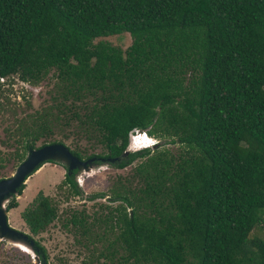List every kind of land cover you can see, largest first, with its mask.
<instances>
[{
    "label": "trees",
    "instance_id": "16d2710c",
    "mask_svg": "<svg viewBox=\"0 0 264 264\" xmlns=\"http://www.w3.org/2000/svg\"><path fill=\"white\" fill-rule=\"evenodd\" d=\"M122 34L124 51L95 43ZM50 73L60 101L23 128L26 153L61 145L113 169L137 162L98 211H73L63 228L114 234L99 255L109 264H264L251 237L264 227V0H0V81L35 86ZM60 124L73 147L51 140ZM134 132L164 141L123 156ZM74 173L62 184L83 198ZM57 215L41 198L22 219L38 235Z\"/></svg>",
    "mask_w": 264,
    "mask_h": 264
},
{
    "label": "rangeland",
    "instance_id": "374dc122",
    "mask_svg": "<svg viewBox=\"0 0 264 264\" xmlns=\"http://www.w3.org/2000/svg\"><path fill=\"white\" fill-rule=\"evenodd\" d=\"M98 41L107 42L123 51L131 45L128 34L102 38L95 43ZM0 82L2 85L0 89V181H2L13 177L20 165L29 157V152L26 153L22 148L27 139L23 135V128L31 123L33 117L43 114L46 110L50 109L56 114L55 105L60 101V94L52 73L35 86L21 82L16 76ZM53 98H57L58 101H54ZM53 130L55 134L52 135L51 140H60L64 135H68L69 139L65 140L66 146L71 148L76 144L77 139L72 134V129L60 124L53 127ZM152 140L155 144L150 147L151 150L164 141L147 136V141ZM45 141L41 138L35 147H40ZM78 143L81 148L88 146L82 139ZM164 147L173 152L178 150V146ZM133 150L138 151L135 148ZM99 151L100 149H96L94 152ZM16 152L24 155L21 161L16 158ZM102 165H93V172L83 178L81 186H78L84 194L83 198L69 195L68 187L62 184L65 180L66 168L56 161L45 163L27 175L22 183L24 184L22 195L16 197L13 195L17 201V207L7 211V225L12 230L23 233L40 243L46 251L47 264L110 263L109 259L99 255L101 252L105 253L107 242L114 240V234L99 240L96 235H100V228L93 230L90 237H83L80 232H72L71 227L65 229L62 226L73 211L79 212L84 209L90 216L98 211V205L106 203L110 188L117 184L118 177H126L132 173V168L137 165V162L123 170ZM99 194L107 195V197L93 201L85 198V196ZM41 198H49L56 203L59 220H55L44 232L33 235L22 219V215L33 208ZM251 237L264 240V227L256 228ZM35 256L36 254L29 255L7 241L0 240V264H40ZM117 259L116 257L112 264H117Z\"/></svg>",
    "mask_w": 264,
    "mask_h": 264
},
{
    "label": "water",
    "instance_id": "95a60500",
    "mask_svg": "<svg viewBox=\"0 0 264 264\" xmlns=\"http://www.w3.org/2000/svg\"><path fill=\"white\" fill-rule=\"evenodd\" d=\"M132 148L130 133L128 146L123 153V156L130 152L137 151ZM28 154L29 157L20 165L13 177L0 181V240L7 241L12 245L17 244V242L20 241L22 244L26 245L34 255L35 253L32 243L28 240V237L23 233L12 230L7 225L6 205L12 198H14V196H18V190L22 187V185H24L22 183L25 181V177L31 172L39 169L41 165L51 161H56L66 168L68 175L73 170H76L77 177L75 178V182L80 187L83 178L93 172V165L99 164H95V159H89L83 162L79 161L71 155L70 151L66 147L61 145L44 146L37 150H31ZM102 164L108 165L107 162H103ZM102 164L100 165L103 166ZM36 256L35 259L38 258V256Z\"/></svg>",
    "mask_w": 264,
    "mask_h": 264
},
{
    "label": "built area",
    "instance_id": "2783aa9c",
    "mask_svg": "<svg viewBox=\"0 0 264 264\" xmlns=\"http://www.w3.org/2000/svg\"><path fill=\"white\" fill-rule=\"evenodd\" d=\"M145 141H147V135L145 133H140V132L131 133L132 146L139 147L140 145L144 144ZM146 144H149V142L147 141ZM154 144H155V142L152 140V143H150L149 144L150 146H148V147H153ZM146 146H144L143 148H146ZM135 149L139 150L142 148H135Z\"/></svg>",
    "mask_w": 264,
    "mask_h": 264
},
{
    "label": "bare ground",
    "instance_id": "6f19581e",
    "mask_svg": "<svg viewBox=\"0 0 264 264\" xmlns=\"http://www.w3.org/2000/svg\"><path fill=\"white\" fill-rule=\"evenodd\" d=\"M146 142L147 141H145V143L140 145L139 147L132 146L133 147L132 149H134V148H143L146 145H147L146 147L150 146L149 144H146ZM13 246L19 248L21 251H23V252H25V253H27L29 255H33L31 250L26 245L22 244L20 241H18L17 244H13Z\"/></svg>",
    "mask_w": 264,
    "mask_h": 264
},
{
    "label": "flooded vegetation",
    "instance_id": "af4514ba",
    "mask_svg": "<svg viewBox=\"0 0 264 264\" xmlns=\"http://www.w3.org/2000/svg\"><path fill=\"white\" fill-rule=\"evenodd\" d=\"M72 177H73V179H74V181H75V178H76L77 176H76L75 173H74Z\"/></svg>",
    "mask_w": 264,
    "mask_h": 264
},
{
    "label": "snow or ice",
    "instance_id": "6c2138e0",
    "mask_svg": "<svg viewBox=\"0 0 264 264\" xmlns=\"http://www.w3.org/2000/svg\"><path fill=\"white\" fill-rule=\"evenodd\" d=\"M149 143H152V141H148Z\"/></svg>",
    "mask_w": 264,
    "mask_h": 264
},
{
    "label": "clouds",
    "instance_id": "9594fccd",
    "mask_svg": "<svg viewBox=\"0 0 264 264\" xmlns=\"http://www.w3.org/2000/svg\"><path fill=\"white\" fill-rule=\"evenodd\" d=\"M146 148H150V147H146Z\"/></svg>",
    "mask_w": 264,
    "mask_h": 264
}]
</instances>
